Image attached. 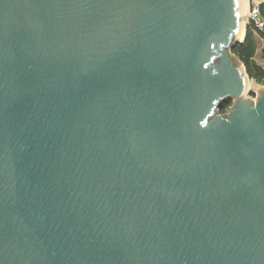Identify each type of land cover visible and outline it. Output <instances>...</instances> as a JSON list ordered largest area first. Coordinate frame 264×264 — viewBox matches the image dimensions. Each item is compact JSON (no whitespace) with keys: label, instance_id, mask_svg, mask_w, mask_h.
Segmentation results:
<instances>
[{"label":"water","instance_id":"95a60500","mask_svg":"<svg viewBox=\"0 0 264 264\" xmlns=\"http://www.w3.org/2000/svg\"><path fill=\"white\" fill-rule=\"evenodd\" d=\"M247 13L0 0V264H264Z\"/></svg>","mask_w":264,"mask_h":264},{"label":"trees","instance_id":"16d2710c","mask_svg":"<svg viewBox=\"0 0 264 264\" xmlns=\"http://www.w3.org/2000/svg\"><path fill=\"white\" fill-rule=\"evenodd\" d=\"M256 36L264 38V28L259 29L255 27L254 23H250L245 40L236 44L233 53L246 66L250 78L255 79L257 82H264V67L255 59L258 49ZM262 52L264 55V49ZM225 105L224 103L221 108H224Z\"/></svg>","mask_w":264,"mask_h":264},{"label":"rangeland","instance_id":"374dc122","mask_svg":"<svg viewBox=\"0 0 264 264\" xmlns=\"http://www.w3.org/2000/svg\"><path fill=\"white\" fill-rule=\"evenodd\" d=\"M248 13L246 14L244 20H245V24H248V28L250 26V22L248 21L249 18V0H248V9H247ZM259 36H256V39ZM263 49H264V42L261 41V39H258V49H257V55L255 57L256 61L261 64L264 67V55H263ZM236 59L239 61L240 59H238V57H236ZM240 62V61H239ZM242 64V62H240ZM243 66V65H242ZM264 88V82H257L255 81V79H250L249 81V93L247 95V97H249L251 100H257L258 96H259V92L261 91V89ZM236 98L229 100L227 103H225V107L224 108H220V111L218 113L225 115L227 114L235 105L234 103H236Z\"/></svg>","mask_w":264,"mask_h":264},{"label":"built area","instance_id":"2783aa9c","mask_svg":"<svg viewBox=\"0 0 264 264\" xmlns=\"http://www.w3.org/2000/svg\"><path fill=\"white\" fill-rule=\"evenodd\" d=\"M264 0H249V22L259 29L264 28Z\"/></svg>","mask_w":264,"mask_h":264},{"label":"crops","instance_id":"0c3cea01","mask_svg":"<svg viewBox=\"0 0 264 264\" xmlns=\"http://www.w3.org/2000/svg\"><path fill=\"white\" fill-rule=\"evenodd\" d=\"M258 39H261V41L264 42V38L258 37V38H257V44H258ZM256 55H257V54H256Z\"/></svg>","mask_w":264,"mask_h":264},{"label":"bare ground","instance_id":"6f19581e","mask_svg":"<svg viewBox=\"0 0 264 264\" xmlns=\"http://www.w3.org/2000/svg\"><path fill=\"white\" fill-rule=\"evenodd\" d=\"M247 9H248V0H247ZM244 32H245V30H244ZM243 36H244V34H243Z\"/></svg>","mask_w":264,"mask_h":264}]
</instances>
